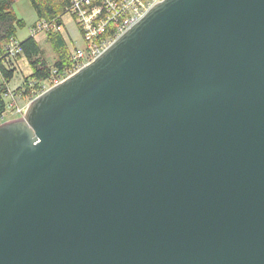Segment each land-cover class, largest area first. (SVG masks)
I'll use <instances>...</instances> for the list:
<instances>
[{"label": "water", "instance_id": "water-1", "mask_svg": "<svg viewBox=\"0 0 264 264\" xmlns=\"http://www.w3.org/2000/svg\"><path fill=\"white\" fill-rule=\"evenodd\" d=\"M0 264H264V0H163L0 123Z\"/></svg>", "mask_w": 264, "mask_h": 264}, {"label": "trees", "instance_id": "trees-1", "mask_svg": "<svg viewBox=\"0 0 264 264\" xmlns=\"http://www.w3.org/2000/svg\"><path fill=\"white\" fill-rule=\"evenodd\" d=\"M17 0H0V119L7 109L6 97L9 94V83L13 79L17 66L14 65L18 56H24L32 69L30 75L24 78V82L13 94L25 95L34 98L45 81L56 75L66 76L73 67L72 50L61 32L47 33V39L56 52L57 58L50 64L43 48L34 35L19 41L22 49L16 56L9 55L6 46L14 38H17L18 28L25 26V20L20 18L14 10ZM36 10L39 19L53 20L64 15L69 0H30Z\"/></svg>", "mask_w": 264, "mask_h": 264}, {"label": "built area", "instance_id": "built-area-1", "mask_svg": "<svg viewBox=\"0 0 264 264\" xmlns=\"http://www.w3.org/2000/svg\"><path fill=\"white\" fill-rule=\"evenodd\" d=\"M69 1L70 4L67 6L65 14L61 15V22H58V18L53 20L39 19L32 30V35L35 37L39 33H63L65 28L64 18L66 15H70L73 18L72 21L77 23L84 39L85 48L75 47L72 51L73 67L67 75H56L49 79L53 82V85L95 60L109 45L143 18L154 4L163 0ZM6 49L9 55L12 56H16L22 51L16 38L8 43ZM46 89L48 87L43 83L37 95ZM8 96L14 102L13 104L11 102V105L17 106L15 94L9 91Z\"/></svg>", "mask_w": 264, "mask_h": 264}, {"label": "rangeland", "instance_id": "rangeland-1", "mask_svg": "<svg viewBox=\"0 0 264 264\" xmlns=\"http://www.w3.org/2000/svg\"><path fill=\"white\" fill-rule=\"evenodd\" d=\"M14 10L20 18L25 20V26L22 28H18L16 38L18 41H22L32 35V30L39 20V17L30 0H17L14 4ZM72 20L73 18L70 15L65 16V28L63 31V35L69 44L70 50L74 51L75 47L85 48V42L77 23ZM36 39L43 48L45 56L49 60L50 64H53L55 59L57 58V55L49 40L47 39V33H39L36 36ZM14 65L17 66V70L13 79L8 85L11 92H14V90L22 85L24 82V78L30 75L32 72L28 60L23 55L17 57ZM44 84L49 88L53 85V82L47 80L44 82ZM15 99L17 102V106L11 105V102L12 104L14 103L11 97H6L7 109L4 112L3 117H1L0 123L22 117L32 98L25 95H16Z\"/></svg>", "mask_w": 264, "mask_h": 264}, {"label": "crops", "instance_id": "crops-1", "mask_svg": "<svg viewBox=\"0 0 264 264\" xmlns=\"http://www.w3.org/2000/svg\"><path fill=\"white\" fill-rule=\"evenodd\" d=\"M32 70V69H31Z\"/></svg>", "mask_w": 264, "mask_h": 264}]
</instances>
